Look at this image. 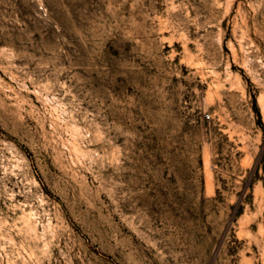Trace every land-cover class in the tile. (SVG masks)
Returning a JSON list of instances; mask_svg holds the SVG:
<instances>
[{
  "label": "rangeland",
  "instance_id": "obj_1",
  "mask_svg": "<svg viewBox=\"0 0 264 264\" xmlns=\"http://www.w3.org/2000/svg\"><path fill=\"white\" fill-rule=\"evenodd\" d=\"M0 264H264V0H0Z\"/></svg>",
  "mask_w": 264,
  "mask_h": 264
},
{
  "label": "built area",
  "instance_id": "obj_2",
  "mask_svg": "<svg viewBox=\"0 0 264 264\" xmlns=\"http://www.w3.org/2000/svg\"><path fill=\"white\" fill-rule=\"evenodd\" d=\"M210 119H211V115L206 114L205 115V120H210Z\"/></svg>",
  "mask_w": 264,
  "mask_h": 264
}]
</instances>
